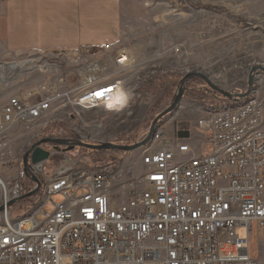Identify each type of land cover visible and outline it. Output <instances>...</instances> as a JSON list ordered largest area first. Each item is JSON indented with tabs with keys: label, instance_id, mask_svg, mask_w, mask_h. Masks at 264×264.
<instances>
[{
	"label": "built area",
	"instance_id": "built-area-1",
	"mask_svg": "<svg viewBox=\"0 0 264 264\" xmlns=\"http://www.w3.org/2000/svg\"><path fill=\"white\" fill-rule=\"evenodd\" d=\"M117 45L37 54L43 55V75L49 78L5 94L0 109V264H262L250 250L254 235L264 250V99L257 95L245 111L203 113L189 125L187 138L178 135L177 127L162 128L150 152L140 148L136 173L113 162L86 168L68 156L48 171L47 160L33 164L31 153L27 169L16 165V141L28 127L57 131L54 125L66 122L72 131L92 124L101 128L94 114L127 111L131 99L125 107L118 105L116 91L133 93L131 85L145 82L146 71L140 70V78L129 76L135 64L128 50ZM71 65L74 70L66 73ZM151 67H161L155 77L176 73L162 65ZM49 138L58 139L51 133ZM42 139L33 135L25 154ZM63 146L39 147L50 158ZM94 169H105L104 178H90ZM48 176H57V184H48ZM34 178L49 187L52 206L9 229L6 217L17 213L8 204L35 190ZM38 194L41 189L35 195L40 199Z\"/></svg>",
	"mask_w": 264,
	"mask_h": 264
},
{
	"label": "rangeland",
	"instance_id": "rangeland-1",
	"mask_svg": "<svg viewBox=\"0 0 264 264\" xmlns=\"http://www.w3.org/2000/svg\"><path fill=\"white\" fill-rule=\"evenodd\" d=\"M120 1L124 9L123 27L117 46L125 47L133 59L134 77L140 78V70L142 73L146 71L145 82H134L131 85L133 93L127 111L122 114H94L102 121L101 128L92 124V127H85L82 131H72V127L66 122L55 124L54 129L57 131H40V127H35L31 133L19 137L16 141L15 152L19 159L24 156L26 146L33 139V135L40 134V138H49L51 133L58 139L68 140L74 148L71 149L72 144L61 147V152L47 160L48 171L53 170L65 156H68L80 161L86 168L99 163L113 162L127 167L129 172L136 173L139 169L140 148L132 151L91 150L76 144L83 141L91 144L104 142L132 146L143 141L148 136L155 118L173 103L179 93L182 79L189 73H202L214 85L234 94L248 91L250 77L253 74L252 91L242 100L249 101L256 95L264 99V71L257 69L252 73L253 67L259 65L264 67V0ZM72 2L77 4L79 2L86 22L90 25L100 24L95 26L97 29L102 27L101 33L105 35L96 33L92 38L83 40L102 45L103 43L99 42H105L104 37L109 36L106 33L107 28H111L109 23L111 18L106 22L103 20L114 15L113 8L116 2L114 0ZM64 15H68L67 10ZM98 39L99 41H95ZM37 59L39 63L44 64L43 55L37 54L11 57L0 64L17 62L27 71L35 72L32 70L41 66L36 64ZM152 65L173 68L176 73L155 77L161 74V67H151ZM38 70L44 73V70L39 68ZM73 70L74 65H71L65 72ZM185 70L189 72L183 73ZM40 72L23 74L25 76L18 77L17 81H11L7 88H0V96L23 92L27 90L28 84L33 86L43 82L46 77ZM184 89L178 109L159 120L157 128L164 126L167 131H174L181 123L188 124L189 127L203 113H209V109L234 103L212 90L201 78L188 79ZM3 99L5 101V98ZM85 116L90 119L92 115L86 113ZM146 149H151V139L142 147V152ZM99 170L104 169H94L92 172ZM45 188L43 187L44 191ZM36 196L11 205L14 214L25 217L34 212L37 208L35 204L45 201L44 194L40 195V199ZM57 198L58 196H53V199ZM51 206L49 200L44 209ZM244 233L243 229H238L239 235ZM250 250L251 255L260 256L261 263L264 264V250H260L255 235L250 242Z\"/></svg>",
	"mask_w": 264,
	"mask_h": 264
},
{
	"label": "crops",
	"instance_id": "crops-1",
	"mask_svg": "<svg viewBox=\"0 0 264 264\" xmlns=\"http://www.w3.org/2000/svg\"><path fill=\"white\" fill-rule=\"evenodd\" d=\"M72 1L74 0H0V63L11 57L59 54L84 46L101 47L118 43L121 39L119 37L124 10L120 0H114V15L103 20L106 22L111 18V28H107L109 36L104 37L105 42H99L102 45L83 40L92 38L96 33L105 35L101 33L102 27L97 29L95 26L100 24L90 25L86 22L79 2L77 4ZM66 10L67 16L64 15ZM3 98L4 96H0V107Z\"/></svg>",
	"mask_w": 264,
	"mask_h": 264
},
{
	"label": "water",
	"instance_id": "water-1",
	"mask_svg": "<svg viewBox=\"0 0 264 264\" xmlns=\"http://www.w3.org/2000/svg\"><path fill=\"white\" fill-rule=\"evenodd\" d=\"M257 69L264 71V67L259 65L257 67L252 68V73H254ZM193 77L203 79L204 81H206L208 83V85L212 88V90L216 91L217 93H219L223 97H225V98H227L230 101L235 102V103L238 102L239 100L247 98L250 95V93L252 91V87H253V82H254L253 81V74H252L250 77V81H249L248 91L246 93H243V94H234V93H230V92L214 85L202 73H198V72L189 73L186 76H184V78L182 79L181 86L179 89V93H178L177 97L175 98V100L173 101V103L168 108H166L164 111H162L155 118V120L153 121V123L150 127V130H149L150 132H149L148 136L143 141L136 143L135 145H132V146H123V145H117L114 143H104V142L100 143V144H88V143L79 142L76 145L80 146V147L88 148L91 150H119V151H132V150H136V149H139V148L145 146L150 141L154 132L156 131L157 124H158L159 120H161L162 118L166 117L167 115L173 113L174 111H176L178 109L179 103L181 102V99L183 97L184 90H185L184 84L188 79L193 78ZM178 129H179L178 135L180 137L187 138L189 136V133L187 130L188 124H185V123L182 124L181 123L178 125ZM42 144L66 145V144H70V143H68L67 141H65L63 139H52V138L42 139L41 141H39L38 143L33 145L31 152L29 151L25 154L24 159H23V165H24L25 169L28 168V157H29L30 153H31V161L33 164H38V163L44 162V161L49 159L50 153L39 147ZM73 147H74V145L72 144L71 149H73ZM33 180L37 183V188L33 191H30L29 193H26L22 197H20V199H18L19 201L32 198L33 196H35L39 192V190L41 189V182L37 178H34ZM17 201H14V200L10 201L8 206L15 204ZM3 210H4L3 207H0V212H2Z\"/></svg>",
	"mask_w": 264,
	"mask_h": 264
},
{
	"label": "bare ground",
	"instance_id": "bare-ground-1",
	"mask_svg": "<svg viewBox=\"0 0 264 264\" xmlns=\"http://www.w3.org/2000/svg\"><path fill=\"white\" fill-rule=\"evenodd\" d=\"M33 60V59H30ZM36 60V59H35ZM131 61H133V59L131 58ZM134 62V61H133ZM37 65H41L39 67H37L36 69H33L32 71H38V68L40 70H44V73H46V67H45V63H39L37 61L36 63ZM135 67V66H134ZM134 67L131 69L130 73L133 75V73L135 72ZM27 71L26 69H24L19 63H15V64H0V88L1 87H7V85L11 82L16 80L18 77L23 76V74H26ZM29 73H33V72H29ZM28 73V74H29ZM42 73V72H41ZM42 73V74H44ZM12 83V82H11ZM132 96V91L130 89H119L116 91L115 94V102H117L118 100L122 101L120 103L117 102L118 105H123L122 107H125L128 103V101L131 99ZM235 103V102H234ZM254 104V98L246 101L242 104L239 105H231V106H227L224 107L220 110L217 111H213V112H209V114L212 115H227L228 112H234V111H245L247 109H250L251 105ZM35 127H28V130L21 132V136L23 135H28L29 133H31L34 130ZM162 128H165L164 126H160L157 129V131L154 132L153 137L151 138V149L154 148V144L157 143V141H160V136H162ZM19 138V137H18ZM17 148H15L16 151ZM150 150H145L144 152H150ZM14 151V161H16V165H23V159L24 156H22V159H19L18 154H16V152ZM26 151V149H25ZM25 155V152H24ZM105 176V169L104 170H99L98 172H92L90 171V178H104ZM48 184H57V176H48ZM41 190H43V192H41V196L42 194H44L45 197V201L43 202H38L35 204V207L37 205V208L34 212L27 214L25 217L22 216H15V217H6V225L9 229H17V227H20L21 224H25L27 222H29V220H31L32 218H34L36 215L39 214V212H41L42 210H45V206L47 205L48 201L50 200V192H49V187L45 188V191L43 189V187H41ZM39 207V208H38Z\"/></svg>",
	"mask_w": 264,
	"mask_h": 264
},
{
	"label": "trees",
	"instance_id": "trees-1",
	"mask_svg": "<svg viewBox=\"0 0 264 264\" xmlns=\"http://www.w3.org/2000/svg\"><path fill=\"white\" fill-rule=\"evenodd\" d=\"M244 102H246V100H239L238 102H236V103H231V104H229L230 106L232 105V104H236V105H239V104H242V103H244ZM228 105V106H229ZM224 107H227V106H218V107H214V108H212V109H209L208 110V112H213V111H215V110H218V109H221V108H224Z\"/></svg>",
	"mask_w": 264,
	"mask_h": 264
},
{
	"label": "snow or ice",
	"instance_id": "snow-or-ice-1",
	"mask_svg": "<svg viewBox=\"0 0 264 264\" xmlns=\"http://www.w3.org/2000/svg\"><path fill=\"white\" fill-rule=\"evenodd\" d=\"M108 91H111V90L109 89ZM96 95H97L98 97H102V96L104 95V93H103V92H98V93H96ZM117 102L120 103V102H122V101L118 100ZM112 106H113V105H112L111 103L108 105V107H112Z\"/></svg>",
	"mask_w": 264,
	"mask_h": 264
}]
</instances>
